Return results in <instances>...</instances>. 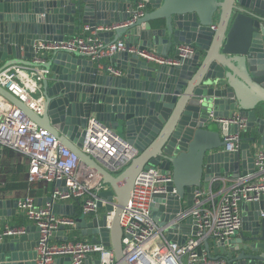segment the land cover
Listing matches in <instances>:
<instances>
[{"label": "water", "instance_id": "obj_1", "mask_svg": "<svg viewBox=\"0 0 264 264\" xmlns=\"http://www.w3.org/2000/svg\"><path fill=\"white\" fill-rule=\"evenodd\" d=\"M138 1L147 3L144 15L124 25ZM111 23L121 26L100 36L108 43L127 35L125 51L110 59L122 75L111 74L108 63L100 66L70 51L52 52L42 62L35 59L38 40L60 41L80 24ZM134 44L173 59L181 44L196 51L179 64H158L131 53ZM12 65L46 70L35 97L40 110L0 84V96L9 103L0 102V111L10 105L18 108L99 174L107 186L100 192L104 213L89 219L66 203L54 204L53 210L74 217L83 237L110 247L117 264H129L121 216L144 169L156 166L172 173L168 193L155 196L152 212L159 226L171 224L164 234L179 243L185 242L181 233L193 219L180 222L177 216L193 206L197 190L258 176L256 151L264 148V0H0V72ZM235 113L246 119L243 131L238 124L214 118ZM91 120L138 149V156L120 173L82 150ZM244 131L252 135L243 138ZM232 134L241 136L234 150L226 140ZM3 151L0 144V158ZM17 207L18 200L0 195V232L2 220ZM263 211L264 193L258 201H243L241 230L218 243L216 255L206 239L210 257L224 253L230 264H264ZM33 229L35 234H30ZM64 230L62 226L56 235H64ZM38 231L29 226L25 234L1 240L0 264H36ZM70 262V257L56 259V264Z\"/></svg>", "mask_w": 264, "mask_h": 264}, {"label": "built area", "instance_id": "obj_2", "mask_svg": "<svg viewBox=\"0 0 264 264\" xmlns=\"http://www.w3.org/2000/svg\"><path fill=\"white\" fill-rule=\"evenodd\" d=\"M62 1L76 3L81 0ZM146 8V2L138 1L129 9L131 19L124 25L143 16ZM120 26L119 23L96 26L82 24L76 33L60 41L38 40L34 45L35 59L42 62L50 53L62 50L79 53L100 64L102 59L112 58L118 52L125 51L126 41L119 39L107 43L100 36V33L115 31ZM178 49L180 54L174 59L138 45H132L129 51L149 62L168 65L179 64L181 60L193 56L196 51L190 44H181ZM108 70L111 74L122 75V71L112 65ZM45 72L44 68L12 65L0 72V84L18 98L36 105L35 97ZM0 102L9 105L1 96ZM35 107L40 110L37 105ZM214 118L221 123L238 124L241 131L246 127V119L238 113L230 117ZM85 130L82 150L103 162L114 173L123 171L139 154L134 145L120 139L109 127L97 121L91 120ZM240 137V134L226 137L230 150L239 148ZM0 144L28 157L30 182L54 184L50 193L51 201L44 204H37L36 198L31 194L18 199L17 209L39 228L35 248L36 264H56V259L60 257H70V264H84L91 254H97L101 264H117L114 251L103 243L70 238L75 230V218L57 214L53 210L56 203L77 201L86 218L100 216V192L107 186L99 174L82 163L77 154L54 135L39 127L13 105L6 112L0 111ZM255 166L258 173L256 177L253 174L240 176L229 187L218 190L202 188L196 191L193 206L177 216L180 222H185L189 217L193 219L191 233L185 235L186 240L183 243L169 241L164 230L171 224L159 226L152 212L155 196L168 193L169 183L173 180L171 171H161L156 166L144 169L135 180L129 202L121 216L122 244L127 262L230 264L224 253H220V257H210L204 242L208 239L213 244V252L218 243L232 238L241 230V203L258 201L264 193V148L257 149ZM224 181L226 180L222 184ZM262 217L264 218V211ZM62 226L65 227L63 236L68 238L59 240L56 233ZM26 232L25 226H6L0 232V241L5 237Z\"/></svg>", "mask_w": 264, "mask_h": 264}, {"label": "crops", "instance_id": "obj_3", "mask_svg": "<svg viewBox=\"0 0 264 264\" xmlns=\"http://www.w3.org/2000/svg\"><path fill=\"white\" fill-rule=\"evenodd\" d=\"M80 25H82V24H80ZM76 32L77 31H75V33ZM126 38H127V35L123 36L121 39L126 41ZM111 40H113V37H111ZM137 42H138V39H136V43ZM134 45L136 46L137 44H134ZM110 59L111 58L102 59L99 65L102 66L104 63H108L109 65H112V61ZM251 135H252V133H249L247 131H244L242 133L243 138L251 136ZM5 149L6 148H4V151H5ZM4 151H3L2 157L0 158V195L5 199H9L12 202H14V201L18 200L19 198L26 196L27 194H31L36 198V200L38 201V204L41 205L42 203H44L45 200L48 197H50V193H51V190H52L54 184H50V183H46V182H30L28 180V169H29L28 157L19 153L18 151L14 150L15 152L13 153V155L6 158V154H4L5 153ZM4 160L6 161V164H3ZM26 176H27V182L32 184V187H30L28 189H17V190L6 191V192L1 190V188L4 186V184H2L3 182L1 181L2 179L4 181L8 180V182L11 184H17V183L19 184V183L23 182L24 180H26ZM233 181H234L233 178L228 179V180L224 181L223 184L219 188L221 189L224 187H229ZM214 190H218V188L214 189ZM76 203H77V201H71V202L66 203V204H72L75 207ZM186 203L187 202L185 200V204ZM187 208L190 209V207H186V209ZM101 210H102V213L105 212V208H102ZM2 224H3V229L6 226H25L26 229L29 226L31 228L35 227V224L31 220H29L23 212H21L18 209L16 210V213L13 216H10V217L3 219ZM191 229H192V223L189 225V227L186 228V230L184 232L182 231V233H181L182 236H185L186 234H190ZM2 230H1V232H2ZM74 233H78L79 238H80V235H81L80 231L75 229ZM30 234H35V229L30 230ZM56 238L61 240L64 238V236L59 235ZM81 239L90 240V238H88V237H83V238L81 237ZM212 253L214 255H216L214 253V251ZM98 259H99V256L97 254H91L87 257L84 264H96V261Z\"/></svg>", "mask_w": 264, "mask_h": 264}, {"label": "trees", "instance_id": "obj_4", "mask_svg": "<svg viewBox=\"0 0 264 264\" xmlns=\"http://www.w3.org/2000/svg\"><path fill=\"white\" fill-rule=\"evenodd\" d=\"M4 152H5L4 154H6V158H7V157L12 156L15 151L12 148H6ZM3 164H6L5 160H4ZM1 181L3 182L2 184H4V186L2 185L3 187L1 188V190L4 192L17 190V189H28V188L32 187V184L27 182V176H26V180H24L23 182H21L19 184L18 183L17 184H11L8 182V180L4 181L3 179ZM75 209H76V212L78 215L82 214L81 206L79 203L78 204L76 203ZM76 239L79 240L81 238L77 237Z\"/></svg>", "mask_w": 264, "mask_h": 264}, {"label": "rangeland", "instance_id": "obj_5", "mask_svg": "<svg viewBox=\"0 0 264 264\" xmlns=\"http://www.w3.org/2000/svg\"><path fill=\"white\" fill-rule=\"evenodd\" d=\"M77 235H78V233H74V232H73V233L70 235V238H74V239H75L76 237H79V235H78V236H77ZM81 237L83 238V236L80 235V238H81Z\"/></svg>", "mask_w": 264, "mask_h": 264}]
</instances>
